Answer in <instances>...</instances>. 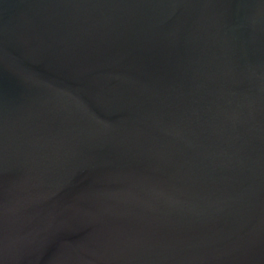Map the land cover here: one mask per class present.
<instances>
[{
  "label": "water",
  "instance_id": "1",
  "mask_svg": "<svg viewBox=\"0 0 264 264\" xmlns=\"http://www.w3.org/2000/svg\"><path fill=\"white\" fill-rule=\"evenodd\" d=\"M0 264H264V0H0Z\"/></svg>",
  "mask_w": 264,
  "mask_h": 264
}]
</instances>
